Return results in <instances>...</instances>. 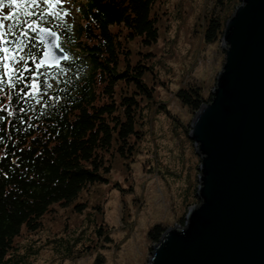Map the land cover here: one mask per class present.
Wrapping results in <instances>:
<instances>
[{
	"label": "trees",
	"instance_id": "16d2710c",
	"mask_svg": "<svg viewBox=\"0 0 264 264\" xmlns=\"http://www.w3.org/2000/svg\"><path fill=\"white\" fill-rule=\"evenodd\" d=\"M74 2L79 21L73 34L59 18L57 4L5 3L4 39L13 43L4 47L13 50V60L24 57L30 71L23 72V80L17 79L20 72H10L0 85L4 89L0 92V116L4 117L0 121V264H25V255L14 246L22 228L36 232L55 206H71L81 213L86 206L79 201L82 191L107 184L112 158H131L136 143L143 139V110L154 99L146 80L154 67L150 53H133L131 43L151 46L157 41V0ZM238 2L224 1L228 13L210 19L207 40L222 34ZM33 24L57 30L70 61L58 68L37 69L42 44L36 40ZM24 62L11 68L22 69ZM32 79L42 89L35 94L29 85ZM176 96L193 112L210 99L192 85L177 90ZM195 191L196 184L189 204ZM94 231L101 236L99 228ZM163 231L155 225L149 234L157 241ZM103 236L110 242L107 234ZM58 243L62 244L61 239ZM63 247L70 249L67 241Z\"/></svg>",
	"mask_w": 264,
	"mask_h": 264
},
{
	"label": "rangeland",
	"instance_id": "374dc122",
	"mask_svg": "<svg viewBox=\"0 0 264 264\" xmlns=\"http://www.w3.org/2000/svg\"><path fill=\"white\" fill-rule=\"evenodd\" d=\"M224 1L157 0V41L151 46L131 43L133 53H150L154 67L146 80L154 99L143 110V139L131 158H112L107 184L82 191L79 201L86 206L81 213L71 206H55L39 230L22 228L14 246L25 255V264H148L156 242L151 228L181 224L187 210L198 203L195 194L192 204L188 198L198 185L199 157L188 138L195 112L176 91L198 86L209 98L225 53L221 35L209 41L205 32L210 19L228 13ZM59 7L60 19L75 33L79 14L74 0H62ZM4 13L0 9V18ZM104 234L110 242H105ZM66 241L68 251L63 247Z\"/></svg>",
	"mask_w": 264,
	"mask_h": 264
},
{
	"label": "water",
	"instance_id": "95a60500",
	"mask_svg": "<svg viewBox=\"0 0 264 264\" xmlns=\"http://www.w3.org/2000/svg\"><path fill=\"white\" fill-rule=\"evenodd\" d=\"M34 29L41 60L58 66V33ZM220 39L224 63L189 124L198 203L164 229L148 264H264V0H239Z\"/></svg>",
	"mask_w": 264,
	"mask_h": 264
},
{
	"label": "snow or ice",
	"instance_id": "6c2138e0",
	"mask_svg": "<svg viewBox=\"0 0 264 264\" xmlns=\"http://www.w3.org/2000/svg\"><path fill=\"white\" fill-rule=\"evenodd\" d=\"M19 2L23 3L25 2V0H19ZM5 3H7L8 5H15L18 3V0H0V9H3L5 7ZM27 3L31 4V5H37V4H43V5H52V4H60L62 3V0H27ZM29 15H35V12H30ZM43 15V14H41ZM8 19V15H4L2 18H0V68H3L4 71L2 73H0V85H3L4 84V79L3 77H9V73H16V72H20L21 75L17 77L18 80H23L24 77H23V72H27V71H30V69L27 67L26 65V62H24V57H20L18 61H16V63H21V62H24L25 66L21 69V68H15V69H12L10 68V65L7 63L8 60L10 59H14V56H13V50L10 49V48H6L4 47L5 44H12L13 41H10V40H6L4 39V36H5V32H4V29H5V25L3 23L4 20H7ZM33 23H35V21H33ZM8 28V31L11 32V29H12V25H8L7 26ZM33 31H35V29H33ZM41 31H44V32H49L48 29H41ZM22 35H27V33H21ZM51 35H55V33H50ZM33 59V61H35V56H32L31 57ZM62 59H68L67 56L65 57H62ZM44 63L43 60H41L39 63H36L35 64V67L37 69H39L41 67V65ZM33 76H35V73L33 72ZM39 82L37 79H32L29 81V85L31 86V88L34 90V93L35 92H38V91H41V87L38 86ZM48 87H51V85L49 84ZM4 89L3 87H0V92H3ZM25 95H28V92L25 91L24 93ZM10 99H11V96H10ZM9 115H11V113H9ZM4 117L3 116H0V121H3Z\"/></svg>",
	"mask_w": 264,
	"mask_h": 264
}]
</instances>
